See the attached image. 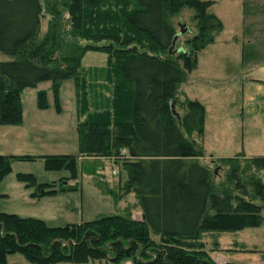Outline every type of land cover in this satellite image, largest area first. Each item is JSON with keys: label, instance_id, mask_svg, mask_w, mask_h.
Wrapping results in <instances>:
<instances>
[{"label": "trees", "instance_id": "16d2710c", "mask_svg": "<svg viewBox=\"0 0 264 264\" xmlns=\"http://www.w3.org/2000/svg\"><path fill=\"white\" fill-rule=\"evenodd\" d=\"M214 1L0 0V56L4 58H0V126L22 123L24 89L47 81L58 95L62 83L72 78L77 158L125 161V193L136 195L142 213L140 220L109 215L51 228L39 219L0 212V264H8L6 256L14 253L22 254L29 264L90 260L217 264L199 242L202 234L236 233L262 224L264 157L246 159L248 168L260 175L254 176L251 190L239 183V193L229 190L228 184L240 182L245 173L239 171L241 157L212 159V164L217 162L227 171L226 184L215 186L208 165L199 162L204 156L200 142L204 108L182 97L186 72L196 66L197 53L221 29L209 12ZM186 8L194 11L197 33L186 40V49L173 55L169 49L178 34L173 18ZM46 17L49 31L39 40ZM86 52L109 57L102 75L111 87V99L97 111H88L86 92H80L85 83L78 67ZM47 106L46 93H39L38 107ZM172 106L174 111L176 106L182 108V113L175 111L178 117ZM77 158L0 155V182L10 173L12 159H43L46 170L68 169L74 180ZM19 179L34 186L37 197L57 192L54 183L38 184L32 175L20 174ZM58 190H76V186L64 183ZM150 234L159 237L162 246L153 248ZM147 250L153 257L147 256Z\"/></svg>", "mask_w": 264, "mask_h": 264}, {"label": "rangeland", "instance_id": "374dc122", "mask_svg": "<svg viewBox=\"0 0 264 264\" xmlns=\"http://www.w3.org/2000/svg\"><path fill=\"white\" fill-rule=\"evenodd\" d=\"M212 5L209 12L216 14L221 29L214 35L213 41L197 53L196 66L186 72L183 95L199 102L204 108L201 140L206 157H201L199 162L208 165L215 186L221 188L222 184H226V168L217 162L212 164V159L207 156L220 151L234 158L242 156L243 148L247 155L264 156V125H254L249 117L258 110H264V82L256 81L258 77H264V37L259 34L257 4L253 11L247 8L244 11L242 4L235 7L226 2ZM193 15L194 11L186 8L173 18L178 34L179 25L187 26L190 31V34L179 36L175 50L186 49V40L197 33ZM49 20L48 17L43 19L39 40L49 31ZM79 44L84 45L85 41ZM108 59L106 54L86 52L80 60L78 73L85 83L80 92H86L88 111L105 108L111 99V87L102 75ZM41 92L46 93V108L38 107V94ZM75 93L72 78L62 83L58 95L54 94L51 83L47 81L24 89L20 95L22 124L0 126V155H69L77 158L79 143ZM175 111L182 113V108L176 106ZM237 161L239 171L245 173L241 174L240 182L237 180L228 184L229 190L239 193V183L245 190H251L254 176L260 173L248 168L250 164L246 158L241 157ZM123 162L117 157L77 158L76 178L73 180L68 169L46 170L43 159H12L10 173L0 182V212L39 219L51 228L89 222L109 215H128L140 220L142 213L138 198L134 193H125L127 171ZM20 174L34 176L38 184L54 183L57 192L37 197L34 186H27L19 179ZM261 179L264 183V171ZM64 183L76 186V190L59 191ZM148 238L153 248L162 246L159 237L150 234ZM238 238L235 233H206L201 235L199 242L204 243V251L209 258L222 257L226 261H233L236 257L228 255L223 248L238 243ZM234 240L237 241L232 242ZM197 244L192 245L196 250ZM147 253L149 258L154 255L149 250ZM6 262L29 264L19 253L7 255ZM82 264L113 263L90 260ZM120 264H132V261L124 260Z\"/></svg>", "mask_w": 264, "mask_h": 264}, {"label": "crops", "instance_id": "0c3cea01", "mask_svg": "<svg viewBox=\"0 0 264 264\" xmlns=\"http://www.w3.org/2000/svg\"><path fill=\"white\" fill-rule=\"evenodd\" d=\"M224 2L234 7L237 6L238 4H242L244 7V11L246 10V8L247 10L249 9L250 11H253L255 8V5L257 4V8H258L257 13H258V19H259V26H260L259 34H260V37H264V0H215L212 6H218ZM252 15L254 14L252 13ZM254 70H255V67L253 68V71ZM256 81L264 82V77H258ZM184 85L185 83L181 87L182 97H183V92H184L183 91ZM250 115L249 117L252 118L254 125H259V126L264 125V110H258L254 114H250ZM200 142L202 146V140ZM228 156L229 155L226 156L220 151H216L215 154H211L210 156H207V158H209L210 160L220 159V158H231ZM238 157L250 159V158L264 157V156L247 155L243 148L242 156H238ZM235 235L239 236L240 239L238 238V241L234 240L232 242L237 241L238 243L236 244L233 243L229 247L227 245L226 248H223V249L226 250L228 255H234L236 258L233 259V261H226L222 257L214 258L212 256V259L214 260V262L217 264H226V263L264 264V224H261L259 227H256V228H247V229L241 230L239 232H236ZM216 254H219V252Z\"/></svg>", "mask_w": 264, "mask_h": 264}, {"label": "water", "instance_id": "95a60500", "mask_svg": "<svg viewBox=\"0 0 264 264\" xmlns=\"http://www.w3.org/2000/svg\"><path fill=\"white\" fill-rule=\"evenodd\" d=\"M179 27H180V33L175 36V38L173 40V44H172L171 48L169 49V53L170 54H173V55L176 54V53H178L180 51L179 49L173 51V48L175 46V42L178 39L179 35L186 34V33L189 32V28L187 26H185V25H179ZM172 112H173L174 115H176L178 117V115L174 111V106H172Z\"/></svg>", "mask_w": 264, "mask_h": 264}]
</instances>
